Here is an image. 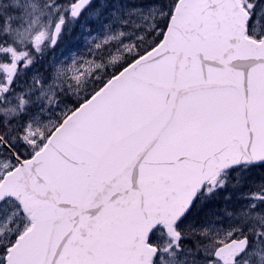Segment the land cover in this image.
Returning <instances> with one entry per match:
<instances>
[{"label":"snow or ice","instance_id":"6c2138e0","mask_svg":"<svg viewBox=\"0 0 264 264\" xmlns=\"http://www.w3.org/2000/svg\"><path fill=\"white\" fill-rule=\"evenodd\" d=\"M0 264H264V0H0Z\"/></svg>","mask_w":264,"mask_h":264}]
</instances>
